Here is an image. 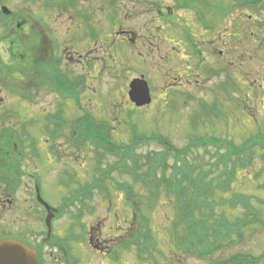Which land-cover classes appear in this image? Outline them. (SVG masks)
I'll use <instances>...</instances> for the list:
<instances>
[{
  "label": "rangeland",
  "instance_id": "374dc122",
  "mask_svg": "<svg viewBox=\"0 0 264 264\" xmlns=\"http://www.w3.org/2000/svg\"><path fill=\"white\" fill-rule=\"evenodd\" d=\"M1 5H7L13 10L12 14H3ZM78 9L79 12L88 10L95 31H104L102 26L106 23L111 32V51L109 56L106 51L103 52V41L96 38L92 53H88L92 60L86 59L87 53L78 58L80 61L76 65L63 60L62 67L67 63L72 73L74 72V79L79 83L77 103L69 98L58 99L53 91L45 90L48 81L42 86H36L37 91L42 92L44 96L41 101L25 99L18 92H7L0 86V161H5L0 168L10 169L7 173H20L12 180L16 183V188H10L7 184L0 185L1 194L7 186L13 190H7L12 194L11 197H7L9 195L6 193L7 196L4 195L5 197L0 199L5 207H9V211L0 217V227L20 234L18 238L39 240L42 235L41 226L38 218L33 216L37 215V212L26 209V188L28 185L32 187V181L19 171L35 169L41 175L42 198L62 211L54 222L53 237L56 236L59 240L50 239L51 245L43 251L49 264H142L135 250H120L119 259L115 261L110 259L108 254L112 246L116 248L117 241L129 231L134 217L133 210L127 204L125 192L118 188L115 181L109 182L108 193L93 191L91 196H80L79 200L70 201L67 205V200L71 199L75 190L90 184L99 177L101 169H105L107 164H112L116 159V156L107 154L104 148L95 146L92 140L72 133L71 130L78 127V120L84 116L94 117L102 130H106L113 140L125 144L131 141L132 128L135 127L143 134L165 136L173 146L181 149L195 139L215 137L243 146L253 137L264 136V96H260V91L256 95H248L244 89L248 88L250 83L242 85V74L236 73L237 86L232 98L226 95L218 96L215 93L217 82L213 81L205 84L202 81L200 86L191 81L186 87L172 89L168 94H171L169 98L163 89L168 80L167 74L170 78L177 77L178 72L184 71L181 68L186 66L183 61L186 55H180V65H175L178 70H173V66L169 69L164 67L163 52L160 50H165L172 44L160 39L157 8L152 0H119L117 3L113 0H109V3L106 0H79ZM70 10L60 13L56 8L45 7L44 0H0V21L5 16L2 24L0 23V40L5 34L4 25L7 26L6 21L11 19L13 13L22 16L23 20L27 18L24 16L34 15L37 22H41L38 16H44V26L51 33V39L46 41L48 45L43 52L44 56L53 52V38L62 43V48L68 47L69 52L84 51L87 44L91 45L92 40H85V36V41L71 39V33H68L72 13ZM31 20L36 31L45 29L43 25L32 18ZM21 22L19 27L14 28L11 38L0 41V52L4 59H9V55L15 58L12 61L14 63L9 66L10 76L16 80L21 78L19 84L24 87V82L32 83V73L39 72V62L21 57L28 46L23 39L28 29L24 30ZM123 28L134 32L136 42L133 45L128 46V35L118 34ZM84 30L89 31L87 28ZM28 35L30 45L38 42L37 33L31 32ZM14 36L21 42L23 40V43L16 45L12 54L11 48L14 44L11 42L17 43ZM63 50L58 53V57L59 54L65 53ZM247 50L249 53L253 51ZM141 51L145 54L142 55ZM149 51L153 53L148 57ZM81 53H74L75 57ZM250 67L248 71L253 74L261 66L257 63L253 69ZM262 70L264 75V67ZM140 75H144L150 87H153L154 94L152 104L138 107L130 100L128 92L130 81ZM249 78L252 82L249 88L256 89L261 81L256 75H250ZM5 80L7 81L6 78ZM258 140L255 144L257 154L253 160L249 157V146L241 147L239 158H242L244 165L241 166L239 162L240 167L235 169L237 178L228 192H218L215 195L217 200H220L221 196L225 197L226 202L219 204L215 211L217 216L225 211L228 222L240 220L245 213L251 215L249 210L252 208L249 207L255 208L264 221V142ZM250 142L251 146L254 145ZM222 146L224 147L221 152L224 153L225 143ZM159 148L156 143L141 145L138 152L147 153L151 149ZM101 153L104 156H101ZM222 153H217L216 145L210 144L206 147L199 144L191 147L187 155L191 163L200 164L204 169H210L211 176H217L224 168L223 163L219 162ZM123 172H114L113 178L121 182L120 184L131 182L129 173ZM218 180L216 179L215 183ZM139 188L140 186L136 187ZM234 194L238 195V200L232 205ZM163 199L164 204L160 203L152 210L150 220L160 245L167 251V256L177 258L171 247L173 225L169 217L173 212L166 197ZM242 231L241 241L234 237L228 246H221L215 254L217 253V257L218 252L230 256L232 253L244 254L250 258L260 256L261 261L258 264H264V222L244 227ZM179 259L183 264L211 263L209 256L199 257L194 253H183ZM162 261L166 263L165 258Z\"/></svg>",
  "mask_w": 264,
  "mask_h": 264
},
{
  "label": "flooded vegetation",
  "instance_id": "af4514ba",
  "mask_svg": "<svg viewBox=\"0 0 264 264\" xmlns=\"http://www.w3.org/2000/svg\"><path fill=\"white\" fill-rule=\"evenodd\" d=\"M49 1L50 3H48L47 0H44V6L56 8L60 13L61 11H68L72 8V10H70L72 13H70L71 24L68 32L71 33V39L73 41H76L77 39L82 41L85 36V40H92L91 45L86 43L87 49L84 51L70 50L73 51L72 53L69 52L67 49L68 47L62 48V43L53 38L54 41L52 44L55 48L52 49L53 52H51L49 56H47V54L44 56L45 53L43 52L46 51V46L48 45L46 44V41L51 39V33L44 26L46 25V19H44V16H38L41 22L34 20V15L24 16V18L27 17L24 20L19 14L12 16L11 19L6 21L7 26L4 25L5 34L0 41L4 42L8 40V38H11V36L14 35V28L20 26L22 19L21 23L24 25V30L26 28L28 29V32L24 33L23 38L28 46L21 57H27L28 61L37 60L39 62V72L32 73V83L24 82L23 87L19 84L22 80L21 78L16 82L14 81V77L10 76L9 66L14 63L12 61L15 58L9 55V59H4L0 52V86L7 92L13 91L16 94L17 92L18 94L22 93V97L25 99L41 101L44 96L42 95V92L37 91L36 86H42L48 81L45 90L53 91L58 99L69 98L76 103L77 100H79V87H77L79 83L76 78L74 79V72L72 73V69L68 67V64L65 62V67H62L61 64H63V60H65L76 65L80 61L78 58L82 57L81 55L85 53H87L86 59L91 58L92 60V57H89V54L93 51L94 39L96 38L103 41L101 49L103 52L106 51L109 56L111 51V32L108 30L106 23L102 26L104 31H95L93 21H91V17L89 16V13H87L88 10L79 12V0ZM106 1L109 3V0ZM152 3L157 8L158 21L160 23V25H158L160 39L163 42L167 41L168 43L169 41V44H172L171 47L166 48L165 50L162 48V50H160V52H163L162 60L164 67L169 69L173 66V70H178L175 65H180L179 63L182 57L180 55H186V59L184 58L183 60L185 61L186 66L181 68L184 69V71L178 72L177 74L179 75L177 77L170 78V75L167 74L168 80L163 89L164 93L169 98L171 94H168L172 89L186 87L187 83L191 84V81L197 86H200L202 81L204 84L205 82L210 81H213L214 83L217 82L215 93L220 97L226 95L229 98H232L233 93L236 91L235 87L237 86V81L235 80L236 73L238 75L242 74V85L244 84L246 86L249 82V87L252 86V82L249 81V76L256 75L261 83H259L254 90H251L248 87L245 88L244 91L248 95L254 93L256 95L258 94L257 92L260 91V96H264V75L262 70L264 67V0H152ZM142 13L143 12H141V14ZM30 17L38 24L43 25L45 29L42 31H36L32 25L33 21ZM4 18L5 17H2L0 21L1 24ZM84 28L89 29V31L84 30ZM31 32L37 33L39 40L38 42H35V44L33 43L30 45L28 43V34ZM118 34L123 36L128 35L126 40L128 46H131L136 42L133 31L123 28L119 30ZM176 35H179V37H176ZM14 39L17 40V43L11 42V44H14L11 48L12 54H14L13 50L16 49V45L19 46L18 44L21 42V40L15 38V36ZM21 43H23V40ZM247 49L253 51L249 53ZM62 50L65 51V53L59 54L58 57V53ZM78 52L82 53L78 54V57L76 58L75 54ZM42 53L43 55H41ZM140 53L142 55L145 54L143 51ZM152 53L153 52L151 51L147 52L148 57L152 56ZM93 59H95V57ZM89 62L90 61H88V63ZM257 63L260 64L261 67L257 69L256 73H250L248 67L251 65L253 69ZM27 68L31 69V67ZM181 72L186 73V75L184 76ZM143 76L144 75H140V77ZM18 77H20V74ZM192 77L194 80H191ZM150 91L152 96L154 94L153 87H150ZM190 97L192 96L190 95ZM167 101H169V99L166 100V102ZM4 162L5 161L3 160L2 162L0 161V165H3ZM9 171L10 169L0 168V185L7 184L10 188H16L14 187L16 183L12 180H14L15 177H18V174L20 175V173H15L14 171L7 173ZM19 171H21L22 175L29 179V181H32V187L28 185L26 188V201L28 202L26 209L28 211L34 210L37 212V215L33 216L38 218L42 235L39 240L18 238L17 236H20V234L12 232L11 230H8V228L0 227V242L9 240L22 243L24 246L26 245L29 248L35 249L39 264H49L43 254L44 248L51 245V238L49 239V244V240L46 239L47 227L44 225L46 207L39 201L37 190H40L41 175L35 171V169H20ZM8 186L6 187L5 192H2V194L0 193V199L4 198V195L7 196V194L9 195L7 197H11L12 194L7 192V190L10 189ZM8 211L9 207H5L4 204L0 202V217H3L5 212Z\"/></svg>",
  "mask_w": 264,
  "mask_h": 264
},
{
  "label": "trees",
  "instance_id": "16d2710c",
  "mask_svg": "<svg viewBox=\"0 0 264 264\" xmlns=\"http://www.w3.org/2000/svg\"><path fill=\"white\" fill-rule=\"evenodd\" d=\"M47 2L50 3L49 0ZM98 124L94 117L84 116L78 120V127L71 131L78 137L92 140L95 146L104 148L107 154L116 156L115 162L107 164L105 169L99 171V177L75 190L67 201L79 200L80 196H91L93 191L108 193L110 181H115L118 188L125 192L127 204L133 210V222L129 231L117 241L116 248L112 246L113 249L108 252L110 259L118 260L120 250H135L142 264H183L179 259L183 253H194L199 257L209 256L210 264H258L261 261L260 256L250 258L244 254L232 253L230 256L218 252L217 257L215 252L223 245L228 246L232 238L236 237L241 241L244 227L264 221L255 208L249 207L252 208L249 210L251 215L245 213L240 220L228 222L225 211L220 212L219 216L215 211L219 204L226 202L225 197L221 196V199L217 200L215 195L218 192H228L237 178L235 169L240 167L239 162L241 166L244 165L242 158H239L241 147L249 146V157L253 160L257 154L256 141L259 139V142H264V136L253 137L243 146L216 137L195 139L181 149L173 146L165 136L143 134L135 127L132 128L131 141L126 144L119 143ZM250 141L254 145L251 146ZM153 143L158 144L160 148L151 149L147 153L138 152L139 146ZM223 143L226 147L224 153L221 152ZM199 144L206 147L210 144L216 145L217 153H222L219 162L223 163L224 168L217 176H211L210 169H204L200 164L194 165L188 159L189 149ZM101 156L104 154L101 153ZM118 170L129 173L131 182L120 184L121 182L115 180L112 174ZM216 179L219 180L215 183ZM135 186L140 188L136 189ZM165 197L173 212L169 217L173 225L171 247L177 258L167 256V251L160 245L150 220L152 210L156 205L164 204ZM237 197L238 195L234 194L232 205L236 204ZM55 238L56 236L53 240ZM56 239L59 240L58 237ZM163 258L166 263L162 261Z\"/></svg>",
  "mask_w": 264,
  "mask_h": 264
},
{
  "label": "water",
  "instance_id": "95a60500",
  "mask_svg": "<svg viewBox=\"0 0 264 264\" xmlns=\"http://www.w3.org/2000/svg\"><path fill=\"white\" fill-rule=\"evenodd\" d=\"M5 13H10L6 6L2 9ZM130 100L136 106H146L152 103V96L148 82L144 77L135 78L130 82L129 90ZM50 211L47 216L48 236L51 234V222L54 217V209L43 201ZM0 264H39L37 260V253L33 248L24 246L22 243L5 240L0 242Z\"/></svg>",
  "mask_w": 264,
  "mask_h": 264
}]
</instances>
